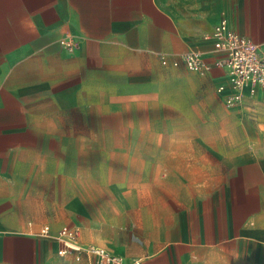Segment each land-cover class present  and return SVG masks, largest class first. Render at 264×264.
I'll return each mask as SVG.
<instances>
[{"label":"crops","instance_id":"obj_1","mask_svg":"<svg viewBox=\"0 0 264 264\" xmlns=\"http://www.w3.org/2000/svg\"><path fill=\"white\" fill-rule=\"evenodd\" d=\"M224 16L264 56V0H0V264H94L65 227L124 264H264V88L218 92Z\"/></svg>","mask_w":264,"mask_h":264},{"label":"built area","instance_id":"obj_2","mask_svg":"<svg viewBox=\"0 0 264 264\" xmlns=\"http://www.w3.org/2000/svg\"><path fill=\"white\" fill-rule=\"evenodd\" d=\"M203 39L210 42L218 54L213 66L227 71V84L218 88V92L224 94L227 106L234 107L245 93L254 95L257 90L264 88V56L251 38L231 29L225 16L214 31ZM60 44L68 50H73L75 47V42L70 37L63 38ZM181 62L187 70L201 75L207 74L213 67L204 61L201 53L196 51L184 54ZM162 63L168 65V59L162 57ZM179 64L180 62L173 63L175 67ZM48 231L49 228H45L43 233L47 234ZM79 238L80 231L77 228H63L56 238L62 245L58 255L74 254L77 261L88 258L94 264H124L120 258L102 248L82 245Z\"/></svg>","mask_w":264,"mask_h":264}]
</instances>
